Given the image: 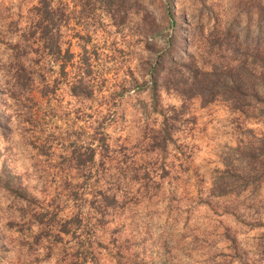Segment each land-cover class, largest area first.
I'll list each match as a JSON object with an SVG mask.
<instances>
[{
    "label": "rangeland",
    "instance_id": "1",
    "mask_svg": "<svg viewBox=\"0 0 264 264\" xmlns=\"http://www.w3.org/2000/svg\"><path fill=\"white\" fill-rule=\"evenodd\" d=\"M38 1L0 0V264H264V182L218 193L264 116L173 75L252 48L264 0H50L36 51Z\"/></svg>",
    "mask_w": 264,
    "mask_h": 264
},
{
    "label": "trees",
    "instance_id": "2",
    "mask_svg": "<svg viewBox=\"0 0 264 264\" xmlns=\"http://www.w3.org/2000/svg\"><path fill=\"white\" fill-rule=\"evenodd\" d=\"M33 10L36 18L31 34L38 35L34 40L38 51L43 39L48 41V36L56 27V14L50 0H39ZM262 17L260 14L257 22L259 28L255 35V45L251 48L233 41L229 48L231 58L227 62L212 64L207 69L193 61L175 63L174 85L178 87L181 96L198 97L202 104L219 99L239 111L255 110L264 116V34L260 29ZM49 45L58 48L56 41L46 42L42 47L47 49ZM26 69L23 63L16 67L15 81L20 86L25 83L23 79L29 76ZM40 93L46 95L48 89L43 87ZM232 150L237 162L230 163L229 168L219 176V195L227 193L228 187L236 183L257 187L264 182V136L254 137L249 143L237 145ZM94 155L95 150H92L90 161L94 160ZM60 231L66 233L67 230L64 228Z\"/></svg>",
    "mask_w": 264,
    "mask_h": 264
}]
</instances>
